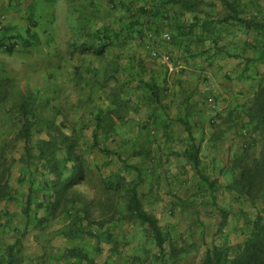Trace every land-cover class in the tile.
<instances>
[{
	"label": "rangeland",
	"instance_id": "374dc122",
	"mask_svg": "<svg viewBox=\"0 0 264 264\" xmlns=\"http://www.w3.org/2000/svg\"><path fill=\"white\" fill-rule=\"evenodd\" d=\"M28 1L23 0L18 5L23 13L16 16L13 15L16 9L9 1L0 0V44L4 42L5 31L9 30L10 35L15 36V31L19 30L17 45L12 52L4 51L0 45V71H3L2 67L5 70L4 74L0 73V80L3 77L11 80L7 99L0 98V163L7 161L12 167L5 180L10 181L7 190H11L15 197L13 201L0 199V215L3 217L0 250L4 251L7 244H12L16 234L23 229L22 209L29 186L27 176L39 163L33 154L30 162L35 165L29 166L30 162L25 161L23 141L19 139L18 120L21 117L17 114L18 103L24 98L34 99L36 112L45 118H55L60 113L57 122L64 127V132L71 134L73 128L77 132L81 129L77 135L82 138L80 142L86 141V145L80 146L77 152L84 155L83 161L91 167L93 174L86 176L84 183L74 189L93 199L94 206L101 207L108 201L102 178L115 180L116 175L124 173L131 183H135L139 172L142 205L159 219L170 242L176 247L184 246L190 252L185 264H200L205 251L214 243L230 247L231 253H234L249 235L254 218L264 206V193L259 200L253 201L246 197L237 198L226 188L233 180L227 167L234 161L236 163L242 149L248 150L249 161L260 156L262 150L260 143L254 144L247 130L241 126L244 119L240 117V106L250 100L251 87L248 82L237 80L241 70L238 61L226 58L209 65L201 56L187 57L185 49L179 48L182 52L175 53V40L172 38L160 47L155 46L149 36L144 48L137 41L129 43L121 49L122 64L134 55L143 60L144 68L151 65L153 71L162 69L167 73V88L174 96L170 94L163 103L167 106L168 118L173 116L175 121L166 135L163 126L153 125L156 117L164 116L160 108L157 116H151L144 100L145 92L138 93L140 96L137 98L130 91H125L122 98L129 101L123 102L122 108L115 113L119 116L113 117L117 123L116 131L106 136L101 132L93 146L92 134L96 127L92 113L107 107V103H103L105 98L97 97L99 86L96 83L91 85L92 79L96 81L93 74L94 71L102 72L111 59L116 60L113 57L116 51H111L106 58H98L89 53L73 52L70 43L86 38L84 34L78 37L79 26L90 17L96 26L103 22L119 25L127 17L125 8L130 5L129 1L114 0V7L107 0H93L94 4H90V0H31L27 6ZM257 1L264 4V0ZM226 10L228 6L223 0H215V6L207 7L212 14H222ZM232 31L235 34L234 40H231L233 44L229 40L233 38L231 32L224 36L221 44L230 45V50H237L245 45V38L237 28ZM167 34L172 37L170 31ZM148 44L170 55L172 70L153 59L151 50L145 48ZM197 45L190 47L201 50L209 45V41ZM246 54H251V51ZM183 58H189L186 65ZM197 62L203 68H195ZM126 72L120 71L116 78L108 79L106 98L115 89L120 93L127 80L135 85V79ZM91 97H94L93 101H90ZM210 98L214 99L217 109L215 121L209 119L214 110L212 103L208 102ZM178 116L187 117L192 137L201 148L202 174L218 181V189L211 197L203 191L200 177L182 155L190 141L185 136L183 125L176 120ZM143 124L148 127H142ZM33 137L36 144L46 135L37 133ZM107 148L116 154H106L103 150ZM147 150L150 153H146ZM138 151L143 154L136 156ZM122 160L127 166L138 167L137 171L126 168ZM36 177L40 182L41 174ZM116 202L123 207L125 198L117 196ZM97 206L95 209L98 211L92 214L95 218L100 211ZM38 215H44V211L39 210ZM70 223L72 219L61 210L40 226L32 222L22 238V246L18 248L20 264H74L62 255L74 247L99 262L106 260L110 264H127V257L133 253L132 248L139 238H143L141 234L144 232L132 219H115L110 224V231L116 242L113 243V238L111 241L107 239L105 229L96 232V236L97 233L102 234V240L98 242L95 237L80 232L72 238L66 237L65 231L71 227ZM16 225L19 229L12 230Z\"/></svg>",
	"mask_w": 264,
	"mask_h": 264
},
{
	"label": "trees",
	"instance_id": "16d2710c",
	"mask_svg": "<svg viewBox=\"0 0 264 264\" xmlns=\"http://www.w3.org/2000/svg\"><path fill=\"white\" fill-rule=\"evenodd\" d=\"M144 1H147V4L141 7H127V17L123 18L119 25L116 22L113 25L103 22L96 26L90 17L79 26L78 37H82L84 34L86 38L70 43L73 52L89 53L98 58H106L111 54V51H116L113 56L116 60L111 59L110 64H107L101 70L102 72L94 71L93 74L96 81L92 79L91 85L96 83L99 86L96 90L99 93L97 97L98 99L105 98L103 103L105 105L107 103V107L98 108L95 114L92 113L96 127L92 134L93 146L101 132H104V136H106L116 131L117 123L113 117H116L115 113L122 108L121 104L129 101L122 98L125 91L132 89L129 80L123 85L124 89L120 93H117L115 89L114 93L106 98L108 79L116 78L115 75L120 74V71L126 70L130 77L138 80L137 83L144 90L149 91L147 97L149 106L161 103L162 94L165 92L164 84L156 78L144 81L142 73L145 70L143 67H137L131 59H128L126 64H122L121 49L136 39H139L140 46L143 47V40L147 34L152 35L155 46L160 47L163 40L157 45L155 37L158 38L162 35L163 27L155 25L154 20H150L149 24H144L142 21L147 17L158 19L156 14L159 13V10L169 7V5L180 6L190 12V23L186 26L176 27L177 34H174V38L170 37V39L175 40L189 36L191 39L188 38V43L202 44L209 41L207 47L197 51L189 46H184L187 57L201 56L209 61V65H212V59L208 58L210 56L208 53L219 59L237 60L241 68L237 74V80L248 82L251 87L250 100L240 106V117L244 119L241 126L247 130L254 144L260 143L262 150L260 156H255L249 161L248 150L242 149L241 157L236 159V163L234 161L230 167H227V171L233 175V180L226 185V188L237 198L246 197L253 201L259 200V197H262L264 193V4L261 5L257 0H246L245 2L223 0L228 6V10L222 14H212L207 11V7L215 6V0ZM111 2L114 7V0ZM260 6L262 7L260 8ZM183 14L186 16L185 13ZM100 19L103 20V18ZM235 28L244 36L245 45L237 50H230V45L221 44V40L231 32L233 38H229V40L232 43L231 40H234L235 37L232 30ZM9 32V30L4 32L2 37L4 42L0 45L4 51L12 52L17 45V35L12 36ZM192 37L194 38L192 39ZM176 42L175 40V45ZM248 50L251 51L249 55L246 54ZM200 67L203 68L202 65ZM2 69L3 71L1 70L0 73L4 74L5 70L3 67ZM10 84L11 80L6 77L0 80V98L7 99ZM93 98L91 97L90 101H93ZM208 100L209 103L215 105L213 98ZM34 102V99L24 98L19 101L17 114L21 118L18 120V124H20L18 133L19 139L23 141L27 157L25 161L30 162L34 158V154L39 163L36 169L33 172L30 171L27 176L29 186L22 209L25 221L23 229L19 231V234H16L12 244H7L4 251L0 250V264H20L18 248L22 246V238L26 236L32 222L40 226L55 217L59 210L72 219L71 227L65 231V236L68 238H72L80 232L95 237L98 242H101L102 234L97 233L96 236V232L105 229L107 239L111 241L113 238V243H115V236L110 231V224L115 219L125 221L128 218L137 222L144 231L141 234L143 238H139L138 243L132 248L133 253L127 257V264H185L190 252L185 249L186 247H176L170 242L159 224V219L144 209L141 201L139 172H137L138 178L135 183H131L124 173L116 175L115 180L102 178L103 190L108 195V201L101 207L95 204L100 211L97 218L93 217V211H98L95 209L93 199H89L74 189L84 183L86 176L93 174L91 167L85 164V160L83 161L84 155L77 152L80 146L86 145V141L80 142L82 138L77 135L78 132L81 133V129H78L77 132L73 128L71 134L64 132L62 130L64 127L57 122V116H60V113H57L55 118H45L36 112ZM182 121L185 131L190 134L191 126L187 117H184ZM37 133L45 134L46 137L41 138L35 144L33 136ZM189 140L190 144L188 148L184 149L182 155L200 177L202 185H204V190H201L206 191L211 197L218 189V181L210 180L202 174L200 169L201 148L195 143L193 137ZM103 151L106 154H116L108 148ZM147 152L150 153V150ZM135 154L140 156L143 153L138 151ZM122 162L126 168L135 170L138 168L134 165L127 166L123 160ZM31 164L35 165L30 162L29 166ZM11 172L12 167L8 165L7 161L0 163V199L7 201L15 200L12 191L7 190L10 188V181L5 180ZM38 173L42 176L40 182H37L36 175ZM117 196L120 199L125 198L123 207L116 202ZM41 209L44 211V215L39 216L38 211ZM33 211H35L34 214H32ZM1 218L3 217L0 215V228L2 226ZM224 224L225 222L222 223V226ZM16 228L19 229L16 225L12 230H16ZM236 249L234 253H231L230 247L214 243L205 251L200 264H264V206L254 218L249 235ZM62 255L74 264H110L106 260L99 262L76 247L67 249Z\"/></svg>",
	"mask_w": 264,
	"mask_h": 264
},
{
	"label": "crops",
	"instance_id": "0c3cea01",
	"mask_svg": "<svg viewBox=\"0 0 264 264\" xmlns=\"http://www.w3.org/2000/svg\"><path fill=\"white\" fill-rule=\"evenodd\" d=\"M7 2L9 1V3L13 6V9H16V12H14V14L13 15H16V16H21V14L23 13V11L20 9V6H18V5H20L22 2H23V0H6ZM31 1V0H30ZM30 1H28V2H26V5L27 6H29V2ZM107 1H111V0H107ZM125 1V0H124ZM127 1H129L128 2V5L130 6V7H132V8H138V7H141L142 5H144V4H147V1L145 2L144 0H127ZM150 1V0H149ZM14 4V5H13ZM90 4H94V1L93 0H90ZM75 5V4H74ZM129 6H128V8H129ZM127 8V7H126ZM125 8V9H126ZM156 13H157V11H156ZM183 13H185L186 14V16H184V14ZM157 15V18L158 19H156V18H149V17H147L145 20H143L142 22H144V24H149V22H150V20H154V22H155V25H160V26H162L163 27V30H164V32L162 33V35H160V36H158V38H156L155 37V39L157 40L156 42H157V45H158V43H160L162 40H163V43H165V41H167V40H169V39H165L164 38V36H163V34H165V33H168L169 31H170V33L172 34V37L174 38V34H177V28L176 27H178V26H186V25H188L189 23H190V17H191V15H190V12L188 11V10H186V9H184L183 7H180V6H174V5H169V7H166V8H164V9H161V10H159V13L158 14H156ZM14 24H17V22H15ZM19 32V30H16L15 31V33H16V35H18L17 33ZM149 34H147L146 36H145V39L143 40V48H144V43H145V41H146V39L148 40V38H147V36H148ZM189 36H186V37H181V39L180 38H177V39H175L177 42H176V45L175 44H173V48H174V52L175 53H178V52H182V50H180L181 48L182 49H184L183 47L185 46H198L197 45V43H195V42H190V43H188L189 41V39H191V38H189ZM194 37H192V39H193ZM226 39V38H225ZM134 41H137V44L138 45H141L140 44V41H139V39H136V40H134ZM149 42V41H148ZM131 43H133V41L131 42ZM154 43V42H153ZM175 43V42H174ZM181 43V44H180ZM163 45V44H162ZM141 47V46H140ZM145 48H147L146 46H145ZM180 48V49H179ZM186 49V48H185ZM152 57H153V59H155V60H157V61H159V62H161V63H163V64H166L167 66H165L166 68H169V69H173V66L170 64V62H171V57H170V55L169 54H167V53H162L161 51H158V54H157V56H153L152 55ZM209 57H211V59H212V62L213 61H215V62H218V60H223V58H216L214 55H212V54H210V56ZM208 57V58H209ZM215 58H216V60H215ZM128 59H131V60H133L134 61V63H135V65H137V67H143V69L145 70L143 73H142V79L145 81V80H150V79H152V78H156V79H158V81H160L162 84H164V89H165V92L162 94V100H161V103H159L158 105L156 104V105H153V106H149L148 105V103H147V97L149 96V91H147V90H143V88L140 86V84H138L137 83V79H135V85L134 86H132V89L130 90V93H132V94H134V96H136L137 98L140 96V95H138V93H142V91L143 92H145L144 94H145V98H144V100H145V102H146V104L148 105V107H149V109L151 110V113H150V115L151 116H153V115H155V116H157V112H158V108H160V110H161V113H163L164 114V116H161V117H156L155 119H154V121H153V125L154 126H156V127H158V125L159 126H163L165 129H164V133H166V135H168V132H169V130H170V126L172 127V122L173 121H175V119H174V117L173 116H171L170 118H168V109H167V106H166V104H164L163 103V101H164V99L165 98H167L168 96H170V94H171V92H170V90H169V88H167V84H168V76H167V73L165 72V71H163L162 69L161 70H159V69H155L154 71H153V68H151V65L148 67V66H146V68H144V66H143V60H141V59H138L137 57H134V55H130V58H128ZM186 60H189V58H186V59H184L183 58V61H185L184 62V65H186ZM205 61L207 62V63H209V61L208 60H206L205 59ZM219 63H221V62H219ZM142 64V65H141ZM194 67L196 68H199L200 67V64H198V62L197 63H195L194 64ZM203 67V66H202ZM181 68V67H180ZM152 71V72H151ZM145 76V77H144ZM139 87V88H138ZM132 95H130V97H131ZM171 96L173 97L174 95H172L171 94ZM141 101V100H140ZM176 106H178V99L176 100ZM210 106H211V104H210ZM212 107V106H211ZM216 111H217V109H216V105H215V109L213 110V115L211 116V117H209V119L210 118H213L212 119V121H215V115H216ZM185 117V116H184ZM184 117H182V116H178V118L176 119V120H178V121H180V123L183 125V127L185 128V125H184V123H183V121H182V119H184ZM168 118V119H167ZM189 121V120H188ZM190 123V122H189ZM148 127L146 124H143L142 125V127ZM191 126V125H190ZM184 132H186V134L187 135H185L187 138H188V140H189V138H192L191 136H192V134L190 133L189 134V132H187V131H184ZM163 133V134H164ZM170 133H171V131H170ZM191 135V136H190ZM165 136V135H164ZM190 141V140H189ZM201 158V157H200Z\"/></svg>",
	"mask_w": 264,
	"mask_h": 264
},
{
	"label": "built area",
	"instance_id": "2783aa9c",
	"mask_svg": "<svg viewBox=\"0 0 264 264\" xmlns=\"http://www.w3.org/2000/svg\"><path fill=\"white\" fill-rule=\"evenodd\" d=\"M149 37L152 38V35H149ZM164 38H165V39H170L169 34L165 33V34H164ZM146 47H147V49L151 50V54H152L153 56H157L158 51H157V50H156L151 44H148ZM210 101H211V100H210ZM212 108L215 109V105H214L213 103H212Z\"/></svg>",
	"mask_w": 264,
	"mask_h": 264
}]
</instances>
